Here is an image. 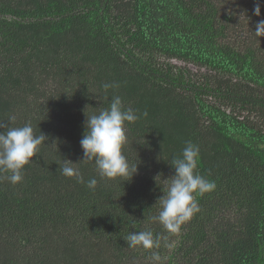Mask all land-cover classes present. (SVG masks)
Here are the masks:
<instances>
[{"label": "trees", "instance_id": "1", "mask_svg": "<svg viewBox=\"0 0 264 264\" xmlns=\"http://www.w3.org/2000/svg\"><path fill=\"white\" fill-rule=\"evenodd\" d=\"M260 3L257 17L256 0H0V122L47 137L22 183L0 174V264H152L124 239L143 230L168 237L162 264H264ZM113 95L139 115L131 179L79 163L86 115ZM187 142L216 188L173 235L151 218ZM64 159L96 189L63 176Z\"/></svg>", "mask_w": 264, "mask_h": 264}, {"label": "clouds", "instance_id": "2", "mask_svg": "<svg viewBox=\"0 0 264 264\" xmlns=\"http://www.w3.org/2000/svg\"><path fill=\"white\" fill-rule=\"evenodd\" d=\"M254 14L261 15L260 0H256ZM254 34L257 38L264 37V19L255 25ZM105 93L109 88L118 87L117 84H104ZM86 115V114H85ZM147 115V113H145ZM139 115L131 107L125 108L119 95L111 97L109 106L98 114L86 115L85 133L80 140L83 159L79 163L93 161L101 180L132 178L137 172V164L130 163L123 154L122 148L127 142L126 122L134 123ZM15 116L8 117V124L0 122V174H6V179L13 185L23 182V170L32 162V158L39 153L40 147L47 141L44 133L34 134L31 122L23 126L10 127ZM200 149L192 142H187L179 157H174L171 166L175 174L168 180L163 196L158 199L159 214L153 216L169 234H178L182 225L189 222L200 211L194 194L203 195L215 190L214 181L206 179L196 169L199 161ZM78 163L64 159L59 165L60 173L68 178H75L77 182L86 184L90 190H95L98 180L92 178L85 181L78 168ZM159 177V176H157ZM127 247L150 250L149 260L152 264H162L163 257L158 251L162 246L170 248L167 236L153 234L151 230L131 232L126 238Z\"/></svg>", "mask_w": 264, "mask_h": 264}]
</instances>
